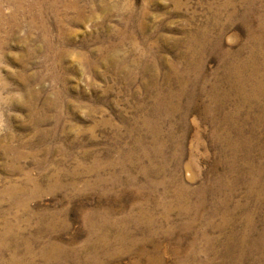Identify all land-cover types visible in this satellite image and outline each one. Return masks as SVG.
Segmentation results:
<instances>
[{
  "label": "rangeland",
  "instance_id": "obj_1",
  "mask_svg": "<svg viewBox=\"0 0 264 264\" xmlns=\"http://www.w3.org/2000/svg\"><path fill=\"white\" fill-rule=\"evenodd\" d=\"M0 264H264V0H0Z\"/></svg>",
  "mask_w": 264,
  "mask_h": 264
}]
</instances>
